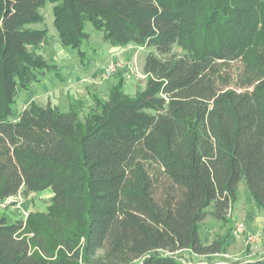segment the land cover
<instances>
[{
	"label": "trees",
	"instance_id": "trees-1",
	"mask_svg": "<svg viewBox=\"0 0 264 264\" xmlns=\"http://www.w3.org/2000/svg\"><path fill=\"white\" fill-rule=\"evenodd\" d=\"M44 1L0 0V201L52 193L44 211L0 216V264H221L179 253L226 254L242 182L264 214V0H48L81 59L85 21L149 50L145 89L118 82L83 118L79 100L13 110L18 88L61 76L27 50L44 44L25 28ZM208 218L225 231L205 245Z\"/></svg>",
	"mask_w": 264,
	"mask_h": 264
},
{
	"label": "rangeland",
	"instance_id": "rangeland-1",
	"mask_svg": "<svg viewBox=\"0 0 264 264\" xmlns=\"http://www.w3.org/2000/svg\"><path fill=\"white\" fill-rule=\"evenodd\" d=\"M54 6V2L45 0L39 9V14L42 17L41 21L25 25L27 29L46 31L44 44L28 46L27 50L28 52L41 55L50 63H55L61 76L58 77L52 73L47 74L42 79L43 82L41 84H33L27 91L18 88V96L12 106L13 110L19 112L28 102L34 100L43 106H58L62 111H68L71 103L79 100L81 101L80 115L83 118L90 114L91 109L95 108V98L106 101L110 88L118 82L122 83L124 93L131 97L145 89L146 78L142 72V67L149 50L141 49L135 45L123 48L113 47L102 39L101 31L94 28L91 22L85 21L83 32L88 35V39L84 40L81 45L80 50L84 54V58L81 59L75 51H68L60 45L57 31L53 24L52 9ZM110 63H116L119 66L109 79L103 80L100 76L101 69ZM240 187L247 191L243 182ZM51 194V191L47 189L30 195L28 199L15 200L12 205L0 209V216L3 215L8 220L15 218L24 219L30 212L44 211L49 204ZM240 196L241 193L239 191V200L229 211L230 218L235 217L236 223L238 222V219H236L238 218V213L250 211L258 212L259 215L263 216L264 221L263 212L256 208L254 204L249 207L239 206ZM235 205L238 206L234 207ZM204 227L202 239L206 235L208 236L206 232L209 229L211 231V240L215 234H222L225 231L220 222H213L209 218L206 219ZM247 232L250 233L248 230ZM255 236L257 241L250 244H245L243 236L237 237L236 243L233 245L234 248L233 246L230 248V245L228 246L230 249L227 247L226 253L230 257L219 255L215 261L232 264L255 260L264 256V234L260 236L255 234ZM229 238L233 239L231 236ZM179 255L187 261H194L186 252H181Z\"/></svg>",
	"mask_w": 264,
	"mask_h": 264
},
{
	"label": "crops",
	"instance_id": "crops-1",
	"mask_svg": "<svg viewBox=\"0 0 264 264\" xmlns=\"http://www.w3.org/2000/svg\"><path fill=\"white\" fill-rule=\"evenodd\" d=\"M239 191L241 193L239 206L241 205L243 207L244 206L245 207L246 206L249 207L250 205H253V201H252V198H251L250 194H248V192L242 187H240ZM236 206H238V205H235L234 207H236ZM238 214H239L238 218H236V219H238V222L239 221H243L246 224L247 230L250 233H254V234L258 235V236L264 234L263 216L259 215L258 212L245 211L243 213H238ZM232 219L235 221V217L232 218ZM206 233L208 234V236L206 235L202 239V241H203V243L205 245L209 244L210 241H211V238H210L211 231H210V229ZM231 237L233 239L228 238L229 240L227 239V242H226V246L228 247L230 245L229 246L230 248L234 245V243H236V237H233L232 235H231ZM233 248H234V246H233ZM183 252H186L188 255H190L187 251H183ZM225 255L227 256V258L230 257V255H228L227 253ZM190 257L192 259H194V262H197V261H200V260L206 261V262H208V261L216 262L215 260L218 257V255L208 256L207 258L205 257L206 259H202L204 257H198V256H194V255H190ZM195 260H197V261H195ZM252 261L253 260H247V261H244L243 263L252 262ZM220 263H222V262H220Z\"/></svg>",
	"mask_w": 264,
	"mask_h": 264
},
{
	"label": "built area",
	"instance_id": "built-area-1",
	"mask_svg": "<svg viewBox=\"0 0 264 264\" xmlns=\"http://www.w3.org/2000/svg\"><path fill=\"white\" fill-rule=\"evenodd\" d=\"M118 66L119 65L116 64V63H110V64L104 66L101 69V73H100L101 78L103 80L109 79L111 77V75L116 71ZM15 200L21 201L22 198L20 196L6 198V199L0 201V209H4L7 206L12 205ZM231 235L233 237H236V238L239 237V236H243V241L245 242V244H250V243H253V242L257 241V237L255 236V234H251V233L247 232L246 226H245V224L243 222H236L234 224V229H233ZM220 256L226 257L225 254L224 255H220ZM221 264H226V263H221Z\"/></svg>",
	"mask_w": 264,
	"mask_h": 264
}]
</instances>
